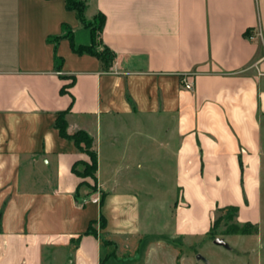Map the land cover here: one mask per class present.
<instances>
[{"label":"crops","instance_id":"1","mask_svg":"<svg viewBox=\"0 0 264 264\" xmlns=\"http://www.w3.org/2000/svg\"><path fill=\"white\" fill-rule=\"evenodd\" d=\"M85 13L105 15L108 68L73 51L66 29L90 34L66 0H0V264H178L226 207L263 225L264 0H86ZM62 112L92 138L96 180ZM168 167L172 209L147 225L154 203L131 185Z\"/></svg>","mask_w":264,"mask_h":264},{"label":"rangeland","instance_id":"2","mask_svg":"<svg viewBox=\"0 0 264 264\" xmlns=\"http://www.w3.org/2000/svg\"><path fill=\"white\" fill-rule=\"evenodd\" d=\"M86 15V13H85ZM96 22H99L100 15L94 16ZM85 149L86 144L81 143ZM165 179L163 183L155 182L153 179L148 178L149 183H135L131 185L130 189H134L135 193L140 198L142 208L146 210L151 206L152 215H147V225L152 224H165L168 220L167 211L172 209V201L174 198V188L170 178L171 169L165 168ZM143 186L146 190L151 188L155 192L152 196L146 194L142 190ZM148 211V209H147ZM171 211V210H170ZM219 220L216 222L213 230L204 241L194 245L193 247H181L178 264H206L205 260L197 259V255H202L206 260L210 259L211 264H264V223L263 225H250L246 227L247 233L231 232V229L236 227V213L231 209H225L217 214ZM106 224V223H105ZM95 231H102L106 226L103 225L101 219L90 224ZM240 228L242 227L239 224ZM236 235V236H235ZM222 238L228 240L233 246V250L227 249L225 246L214 243V238ZM233 243H232V242ZM103 243L109 245L110 242L103 238ZM73 246L69 250L72 252ZM51 255H64V252L50 251ZM58 253V254H57ZM48 254V253H47ZM70 254V253H69ZM203 260V261H198Z\"/></svg>","mask_w":264,"mask_h":264},{"label":"trees","instance_id":"3","mask_svg":"<svg viewBox=\"0 0 264 264\" xmlns=\"http://www.w3.org/2000/svg\"><path fill=\"white\" fill-rule=\"evenodd\" d=\"M66 6L68 9L76 11L79 19L83 23L84 27L88 29L89 34H90L89 43H85V44L77 43L75 40L74 33L66 27L67 29L64 35L69 38L73 51L76 53L92 54L100 58L103 61L104 66L108 68L114 60L115 53L108 46H106L102 41V30L105 24V15L102 13L99 14L100 18H99L98 23L96 22V18L88 19L85 15L86 0H66ZM64 89L65 88H62V91ZM66 124L67 123L65 119V112H62L57 117L55 125L58 128L61 136L73 138L76 144H78L81 147H82L81 145L82 142L86 144L85 150L88 152L90 156V160L82 162L85 168L80 174L83 176H91L94 180H96L98 159H97V153L91 149L92 138L85 131H82V130L77 131L73 135H69L66 131ZM225 209H231L233 210L234 213H237L238 211V208L235 206L226 207ZM101 220L103 222V225L105 226V218L103 215L101 216ZM218 220L219 218L217 217L216 220L214 221V226ZM236 224H237L236 227L234 229H231V232L247 233L248 231L246 230V227L253 225V224H244V225H241L242 227L240 228L239 224L238 223ZM87 232L93 233V234L96 233V231L92 228L91 225L89 226Z\"/></svg>","mask_w":264,"mask_h":264},{"label":"built area","instance_id":"4","mask_svg":"<svg viewBox=\"0 0 264 264\" xmlns=\"http://www.w3.org/2000/svg\"><path fill=\"white\" fill-rule=\"evenodd\" d=\"M181 84H182L184 89L191 90V91L195 87L194 79L192 77H190V75H182ZM95 200H97V199H95Z\"/></svg>","mask_w":264,"mask_h":264},{"label":"water","instance_id":"5","mask_svg":"<svg viewBox=\"0 0 264 264\" xmlns=\"http://www.w3.org/2000/svg\"><path fill=\"white\" fill-rule=\"evenodd\" d=\"M214 243L218 244V245L225 246L226 248H230L229 243L226 240L222 239V238H218V237L214 238ZM197 258L198 259H203V260L206 261V259L200 254L197 255Z\"/></svg>","mask_w":264,"mask_h":264}]
</instances>
